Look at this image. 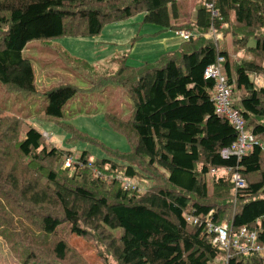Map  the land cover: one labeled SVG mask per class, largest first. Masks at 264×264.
Here are the masks:
<instances>
[{
  "label": "trees",
  "instance_id": "trees-1",
  "mask_svg": "<svg viewBox=\"0 0 264 264\" xmlns=\"http://www.w3.org/2000/svg\"><path fill=\"white\" fill-rule=\"evenodd\" d=\"M210 1L215 17L205 7ZM182 2L0 0V83L22 95L36 92L32 65L22 55L29 41L93 37L103 25L138 13L158 28L157 34L176 29L191 34L152 62L121 64L98 79L99 87H123L132 101L128 119L103 116L131 147L124 153L108 151L113 159H94L82 151L75 161L84 166L66 168L71 151L49 146L32 126L21 137V120L3 117L0 108V237L23 255L24 264L37 253L68 264L64 261L74 251L67 242L70 234L102 244L115 264H262L253 252H232L226 260L203 219L226 221L233 233L246 227L264 244V87L249 78L264 74V0H197L193 21L176 27ZM211 26L221 37L228 35L232 51L242 55L231 60L219 39L205 37ZM218 56L232 86L231 105L258 142L239 162L219 155L234 141L235 130L215 114L213 81L203 77ZM76 92L69 83L47 89L38 118L61 125L71 138L91 141L62 121L63 105ZM237 164L244 187L234 195L230 177ZM118 173L151 183L140 192L125 191L113 177ZM185 213L198 216L201 224L187 222ZM70 258V264H79Z\"/></svg>",
  "mask_w": 264,
  "mask_h": 264
},
{
  "label": "rangeland",
  "instance_id": "rangeland-1",
  "mask_svg": "<svg viewBox=\"0 0 264 264\" xmlns=\"http://www.w3.org/2000/svg\"><path fill=\"white\" fill-rule=\"evenodd\" d=\"M196 1L183 0L180 9L185 20L181 19L183 23L176 27H184L192 22ZM226 25L225 23L222 27ZM154 30L156 27L144 23L143 14L138 13L126 20L103 25L100 33L93 37H58L29 41L22 55L32 65L36 92L22 95L0 83L2 116L21 120V137L24 136L25 127L32 126L40 133H48L49 146L71 151L73 157L82 151H88L94 159H113V155L108 151L128 152L131 148L128 140L112 130L103 116L105 113H111L121 119H128L132 114V101L123 87L114 84L99 87L97 83L98 79L108 78L118 65L137 67L154 61L163 52V47L158 42L160 36L154 38ZM169 35L175 37L171 32ZM204 36L212 39L209 32ZM218 44L221 49L229 52L231 60L238 58L230 47L228 35L220 36ZM249 78L253 80L254 75L250 74ZM67 83L74 85L77 92L63 105L65 119L62 121L72 124L91 141L71 138V134L61 125L38 118L44 113L47 103L44 92L51 87ZM136 181L142 190L151 183L148 179ZM207 181L210 188V175L207 176ZM15 209L19 212L18 208ZM67 242L74 250L64 261H68V264L71 263L70 257L79 264H115L105 247L90 237L70 234ZM22 256L12 252L6 241L0 237V264H24ZM32 263L59 264L39 253L35 259L29 260L28 264Z\"/></svg>",
  "mask_w": 264,
  "mask_h": 264
},
{
  "label": "built area",
  "instance_id": "built-area-1",
  "mask_svg": "<svg viewBox=\"0 0 264 264\" xmlns=\"http://www.w3.org/2000/svg\"><path fill=\"white\" fill-rule=\"evenodd\" d=\"M212 4L213 3L211 1L207 2L205 7L207 10H210L211 16L215 17L217 12L213 10ZM208 32L211 34L213 40H218L220 38L219 34L213 29L212 26L209 28ZM175 34L177 36L179 35V37L183 40L189 39L191 35L187 31H175ZM223 61L224 58L218 56L213 64L205 67L203 70V77L213 81L210 100L212 102L215 114L226 119L235 130L234 141L231 142L229 146L222 147L220 149V157L224 159L235 157L236 161L239 162L242 157L246 156L251 151L254 145L258 144V142L250 133L246 131L244 118L231 105L232 86L227 82L226 74L223 69ZM41 135L44 139L48 140L49 135L47 132H43ZM76 158L77 157L65 158L63 162L64 167L72 169L74 165L78 166L79 168L84 166L82 162L75 161ZM87 166L91 167V164H88ZM92 170L96 176L106 177L105 175L101 174L99 170L95 168H92ZM211 171L215 172L214 169ZM240 171L241 168L237 164L232 169L231 173L230 181L233 185V190L235 193L244 187V180ZM111 177H108L107 179H110ZM113 177H115V180L120 183L121 187L125 191L131 190L140 192V188L137 183L127 179L122 174L118 173ZM185 219L187 222L192 224H201V219H199L198 216L186 214ZM203 221L207 232L212 236V243L219 250L226 254V260H228L232 252L241 254L253 252L261 259L262 264H264V244L257 242L256 235L253 231H249L246 227H240L235 233H233L226 222L216 224L208 217H205Z\"/></svg>",
  "mask_w": 264,
  "mask_h": 264
},
{
  "label": "crops",
  "instance_id": "crops-1",
  "mask_svg": "<svg viewBox=\"0 0 264 264\" xmlns=\"http://www.w3.org/2000/svg\"><path fill=\"white\" fill-rule=\"evenodd\" d=\"M180 16H181V18L179 20L174 21L175 24H182L183 21H181V19L184 18V20H185V17L183 16V11H181V10H180ZM193 16H194V14H193ZM191 21H193V19ZM157 31H158V28L156 27V30L153 31L155 34L154 38H159V36H160V39L158 40V42L163 47V52L175 49L179 45V42L182 40L179 36H177L175 34V31H177V30H175V31L174 30L163 31V32H160L159 34H157ZM170 32L177 38L176 41L174 40L175 37L169 35ZM162 36H164V37H162ZM231 49H232V47H231ZM235 54H237V57L242 55L241 52H237ZM253 80L257 85L264 87V74L262 76L254 77Z\"/></svg>",
  "mask_w": 264,
  "mask_h": 264
},
{
  "label": "clouds",
  "instance_id": "clouds-1",
  "mask_svg": "<svg viewBox=\"0 0 264 264\" xmlns=\"http://www.w3.org/2000/svg\"><path fill=\"white\" fill-rule=\"evenodd\" d=\"M42 134V133H41ZM46 140V139H45ZM46 141H48V140H46ZM221 149V148H220ZM219 155H220V152H219ZM231 170V169H230ZM212 172V171H211ZM231 178V177H230ZM134 183H137V181L135 182V180H132ZM231 182V181H230ZM137 185H138V183H137ZM139 186V185H138ZM233 186V185H232ZM140 188V187H139ZM144 189V188H143ZM140 191H142V189L140 188ZM232 192H233V194L235 195L236 193L234 192V190L232 189ZM186 214H192V213H185L184 214V217H185V215ZM186 220V219H185ZM223 222H226V221H223ZM227 223V222H226Z\"/></svg>",
  "mask_w": 264,
  "mask_h": 264
}]
</instances>
